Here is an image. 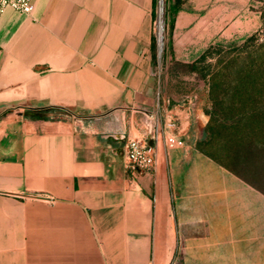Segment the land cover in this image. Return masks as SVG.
I'll return each instance as SVG.
<instances>
[{"label":"crops","instance_id":"1","mask_svg":"<svg viewBox=\"0 0 264 264\" xmlns=\"http://www.w3.org/2000/svg\"><path fill=\"white\" fill-rule=\"evenodd\" d=\"M212 1H182L170 58L223 39ZM33 2L0 17V264H173L180 243L187 264H264V193L196 147L201 103L159 100L157 0ZM157 110L185 146L131 168Z\"/></svg>","mask_w":264,"mask_h":264},{"label":"rangeland","instance_id":"2","mask_svg":"<svg viewBox=\"0 0 264 264\" xmlns=\"http://www.w3.org/2000/svg\"><path fill=\"white\" fill-rule=\"evenodd\" d=\"M171 2L172 0L164 2V48L161 55L158 50L156 51L153 67L154 76L158 81L157 95L161 102L165 98L169 105L187 104L194 108L201 103L200 106L208 116L205 128L210 126V131L205 135L203 133L198 138V142H201L202 148L221 157L222 145L227 137H234L236 130L241 127H264V122L260 119H250L243 115V107L252 96L257 104L264 101V85L260 79H257V84L254 85L255 93L229 92V82L234 78V75L229 73L230 69L235 70L248 62H258L264 59V0H213L211 2L210 9L215 5L223 8L225 26L218 29L217 37L225 35L223 39L212 43L222 45L223 48L216 47L207 61L200 64L204 69L198 71L193 69L192 62L187 63L169 57L168 40L173 11L171 9L169 15L167 9ZM253 34H256V39L247 49L258 48V52L248 54L245 50L239 55L238 50L233 46L244 44L246 39ZM205 73H209L206 78L203 77ZM261 75L264 77V71ZM210 83L217 86L216 93L211 89ZM53 111L57 112L58 109H53ZM185 250V244L180 243L173 264H187L189 256H185ZM191 257L190 264H201V256H194L197 259L193 261Z\"/></svg>","mask_w":264,"mask_h":264},{"label":"trees","instance_id":"3","mask_svg":"<svg viewBox=\"0 0 264 264\" xmlns=\"http://www.w3.org/2000/svg\"><path fill=\"white\" fill-rule=\"evenodd\" d=\"M182 1L183 0H172L167 9L169 15L171 9L173 11V17L170 24L171 29L174 27L175 16L181 8ZM254 39H256V34H253L246 39L244 44L235 45L233 48L238 50L237 53L239 55L244 53L245 50L248 54L258 52V48L255 50L247 49ZM216 47L219 49L223 48L222 45H210L198 59L192 62L193 69L196 71L204 69L200 64L207 61L208 57L213 54V50ZM263 71L264 59L258 62H248L241 67H237L235 70L230 69L229 73L234 75V78L229 82V92L232 91V93L237 94L255 93L254 85L257 84V79H260L262 85H264V77L261 75ZM207 75H209V73L203 74V77L206 78ZM210 86L216 93L217 86L213 83H210ZM243 111V115L247 116V118H258L261 122H264V101L261 104H257L255 98L252 96L243 107ZM238 121L240 122L241 119ZM209 131L210 126H207L204 130V135L209 133ZM196 147L223 165L229 171L238 175L264 193V127H241V129L236 130L234 137H227L226 142L222 145L221 157L202 148L201 142L197 141Z\"/></svg>","mask_w":264,"mask_h":264},{"label":"built area","instance_id":"4","mask_svg":"<svg viewBox=\"0 0 264 264\" xmlns=\"http://www.w3.org/2000/svg\"><path fill=\"white\" fill-rule=\"evenodd\" d=\"M160 5L161 0H158L157 17L154 21V34L159 55L164 48V23L162 32L160 30ZM7 7H12L18 11L25 13H32L34 9L33 0H0V17L2 12ZM153 122L151 132V142L145 138L129 137L126 143V164L131 167L153 168L156 166L160 146L164 142L168 147H182L185 146V141L172 131L178 122V117L175 113L163 114L161 110H157L150 114Z\"/></svg>","mask_w":264,"mask_h":264},{"label":"bare ground","instance_id":"5","mask_svg":"<svg viewBox=\"0 0 264 264\" xmlns=\"http://www.w3.org/2000/svg\"><path fill=\"white\" fill-rule=\"evenodd\" d=\"M164 2L165 0H161V5H160V30L162 32V26H163V20H164Z\"/></svg>","mask_w":264,"mask_h":264}]
</instances>
